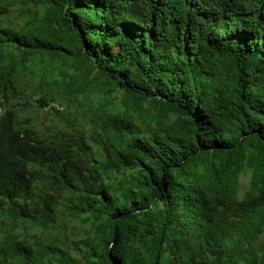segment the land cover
I'll use <instances>...</instances> for the list:
<instances>
[{"label":"trees","instance_id":"trees-1","mask_svg":"<svg viewBox=\"0 0 264 264\" xmlns=\"http://www.w3.org/2000/svg\"><path fill=\"white\" fill-rule=\"evenodd\" d=\"M0 264H264V0H0Z\"/></svg>","mask_w":264,"mask_h":264},{"label":"rangeland","instance_id":"rangeland-1","mask_svg":"<svg viewBox=\"0 0 264 264\" xmlns=\"http://www.w3.org/2000/svg\"><path fill=\"white\" fill-rule=\"evenodd\" d=\"M13 15H14V16H13ZM13 15H12V17H11L12 20L15 19L16 14L14 13ZM59 108H60V110H63L64 112H69V110L67 109V107L65 108V105L62 106V107L59 106ZM247 181H248V177H247V176H243V177H242V183H243V184H246Z\"/></svg>","mask_w":264,"mask_h":264}]
</instances>
